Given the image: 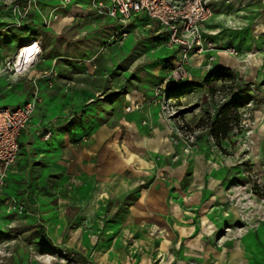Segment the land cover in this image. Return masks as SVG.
Masks as SVG:
<instances>
[{
    "label": "rangeland",
    "instance_id": "rangeland-1",
    "mask_svg": "<svg viewBox=\"0 0 264 264\" xmlns=\"http://www.w3.org/2000/svg\"><path fill=\"white\" fill-rule=\"evenodd\" d=\"M75 1L0 0V107L34 104L7 173L28 200L21 214L0 202V264H158L166 230L128 210L152 187L190 217L188 237L210 245V264H264V0H212L202 47L185 59L146 15L113 23L94 0H80L88 8L73 19L60 15ZM32 41L41 51L17 71L12 61ZM221 69L229 75L208 76ZM101 136L115 156L77 158ZM101 165L134 187L99 194L90 212Z\"/></svg>",
    "mask_w": 264,
    "mask_h": 264
},
{
    "label": "built area",
    "instance_id": "built-area-1",
    "mask_svg": "<svg viewBox=\"0 0 264 264\" xmlns=\"http://www.w3.org/2000/svg\"><path fill=\"white\" fill-rule=\"evenodd\" d=\"M212 0H94L97 14L112 18L126 24L131 15L142 13L157 21L168 34V41L186 58L193 47H202V26L210 18ZM72 0H58V8L67 7ZM18 6H14L16 10ZM229 54L235 50L228 48ZM182 62L176 67V74L185 71ZM180 77V76H178ZM34 104L28 101L15 107H0V202L19 214L25 211V205L5 190V179L11 164L19 153L18 137L20 131L30 121Z\"/></svg>",
    "mask_w": 264,
    "mask_h": 264
},
{
    "label": "crops",
    "instance_id": "crops-1",
    "mask_svg": "<svg viewBox=\"0 0 264 264\" xmlns=\"http://www.w3.org/2000/svg\"><path fill=\"white\" fill-rule=\"evenodd\" d=\"M86 8H88V4L86 1L76 0L73 4H71L67 8V10L65 11L66 13H61L60 15L66 18L68 17V19L72 17L73 19L76 16V14L85 12V10H87ZM140 15H145V14L138 13V14L131 15L130 20ZM211 16H212V13H211ZM210 18L205 22V25L207 24V22H209ZM109 21L116 23L115 20H112V21L109 20ZM220 53L226 54L225 52L221 51L218 53V55H220ZM233 59L234 58H231V60L229 61L230 64L232 65H234L232 63ZM13 62L14 61H12V64ZM19 105H22V104H19ZM132 123L134 124V122ZM24 129L20 131V134ZM20 134L18 137L19 148H20ZM105 142H106L105 137L101 136L98 142L91 144L85 151L81 152V154L76 153L77 158H80L81 160L86 159V158L90 159L93 156V153H96L98 152V150H100V152L97 153L98 155L97 159H100V161L102 162H106L107 160L115 156L114 154L115 150H114L113 144L108 143V142L105 143ZM136 146H132V150L136 148ZM138 147H141V145H138ZM116 163L118 162L116 161ZM12 164L8 170V174L11 172ZM116 165L120 166L119 164H116ZM101 166L102 167L100 168L101 169L100 174L99 175L96 174V176L94 175L95 176V179L93 180L94 182H91V184L95 185V189L92 190V196H90V200L87 204L88 205L87 209L90 212H94L96 210V207H95L96 198H98L99 194L104 193L103 198H110V197L117 198L123 195L124 193H126L128 190H131L132 187H134V183L132 182L130 178H125L121 175L112 177L109 175L110 174L109 167L106 165L107 168L104 169L105 166L104 165H101ZM89 171L91 170L90 169L87 170L86 173H89ZM92 173L90 174L91 175L90 179L94 177ZM6 189L8 190L9 193L15 194L18 200L20 201L28 200V196L26 192L25 194L18 193L17 189L16 188L14 189L12 185L9 184L7 176L5 179V190L4 191L8 193ZM184 196L185 195L183 193L178 194L177 198L183 201ZM167 200H168V195H167V191L165 188H161L157 190V188L155 189L152 187L146 190V192H144V194H142L140 198L136 199L128 207L129 214L136 221L143 220V221L149 222L150 224L158 225L160 228L163 227L162 230H166L168 238H165L162 242V247H163V250L166 251V254L164 253L162 255V258H160V261L158 262V264H210V259H208L209 253L212 251L210 250L211 248L210 245L201 244V240L198 236L188 237V235L192 231L195 230V226L191 224L190 219H187L190 217H187V214L183 212V208L178 206L177 203L175 202L168 203ZM186 201H188V199ZM170 220L172 222H175L174 229L180 235V238H181V241L184 247V253L182 252L183 255L178 258H175L174 255H171V253H169L170 252L169 248L171 246V240H172V234L174 235L171 229V226L167 227L168 221ZM198 250H200V253H197ZM138 264H145V263L141 262Z\"/></svg>",
    "mask_w": 264,
    "mask_h": 264
},
{
    "label": "bare ground",
    "instance_id": "bare-ground-1",
    "mask_svg": "<svg viewBox=\"0 0 264 264\" xmlns=\"http://www.w3.org/2000/svg\"><path fill=\"white\" fill-rule=\"evenodd\" d=\"M39 43V42H38ZM36 42H30L26 44L23 48L18 49L16 57L14 59L13 65L17 71L27 69L30 64L34 61L37 54L40 53V45ZM232 63L237 64V60L233 59ZM25 69V70H26ZM24 71V70H23Z\"/></svg>",
    "mask_w": 264,
    "mask_h": 264
},
{
    "label": "trees",
    "instance_id": "trees-1",
    "mask_svg": "<svg viewBox=\"0 0 264 264\" xmlns=\"http://www.w3.org/2000/svg\"><path fill=\"white\" fill-rule=\"evenodd\" d=\"M229 75V71L227 69H221V70H215L214 72L209 73L210 76H220V77H227ZM224 126H219V129H221ZM226 128H223L221 132H225Z\"/></svg>",
    "mask_w": 264,
    "mask_h": 264
}]
</instances>
